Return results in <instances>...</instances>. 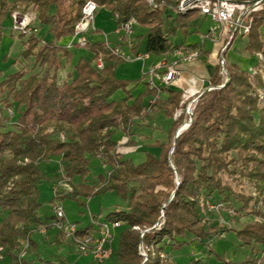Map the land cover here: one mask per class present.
<instances>
[{
	"label": "trees",
	"instance_id": "obj_1",
	"mask_svg": "<svg viewBox=\"0 0 264 264\" xmlns=\"http://www.w3.org/2000/svg\"><path fill=\"white\" fill-rule=\"evenodd\" d=\"M87 1L0 0V24L6 17L12 18L16 9L32 8L37 14L33 24L36 32L19 33L21 38H27L21 57L34 58L33 68L0 77L2 256L8 257L10 264H68L63 259L37 261L22 257L26 249L36 251L32 233L47 224L38 214L42 206L39 184L44 178L41 164L60 158L65 174L60 181L70 186L60 199H90L114 192L127 202V209L112 211L103 221L125 226L119 239L117 264H174L172 260L164 262L160 254L172 255L171 251L190 244L207 246V252L212 253L210 246L218 228L204 220L199 205L201 195L237 214L244 211V216L253 217L236 230L238 239L251 248L250 256L225 264H264V212L260 209L264 207V100L259 97V89L264 91L263 77L256 75L253 79V70L245 71L225 62L229 80L223 84V66L216 64L210 79L212 89L205 90L197 100L190 126L175 139L184 120V116L174 118L181 108L182 92L169 86H161L158 92L147 82L146 90L134 97L129 81L118 79L115 74L118 63L124 60L112 54L105 42L88 41L84 47L91 57H81L71 71L62 75L65 65L72 60L73 47L59 43L75 33ZM93 1L110 11L116 27L135 18L139 26L147 29L145 54L167 56L181 46H197L174 44L170 38L178 29L185 36L189 34L191 22L201 16L195 9L173 10L177 14L175 24L165 33L164 15L168 8H152L146 0ZM252 17L246 50L262 57L258 67L264 57V36L260 32L264 8ZM40 28H47L49 40L38 35ZM98 58L104 61L102 69L94 64ZM37 67L40 70L36 71ZM121 89L127 96L114 100V94ZM162 92L167 93L164 99L158 95ZM153 110H163L173 119V125L168 141L157 142L159 155L148 154L144 162L136 165L124 157L120 148L139 149L132 141V126L136 119L146 118ZM117 130L129 135L126 145L115 140ZM92 158H100L105 167L111 168L94 185L87 182ZM228 175L235 178L233 182L225 178ZM76 176L81 177V182L73 185L71 181ZM245 181L256 190L255 200L243 191ZM253 201L256 205L250 207ZM162 212L163 223L159 220ZM96 228L90 223L79 234ZM141 244L150 250L147 260L140 254ZM200 263L194 259L191 262Z\"/></svg>",
	"mask_w": 264,
	"mask_h": 264
},
{
	"label": "rangeland",
	"instance_id": "obj_2",
	"mask_svg": "<svg viewBox=\"0 0 264 264\" xmlns=\"http://www.w3.org/2000/svg\"><path fill=\"white\" fill-rule=\"evenodd\" d=\"M180 0H174L177 4ZM245 1V0H237ZM147 2V0H146ZM148 3V2H147ZM156 4L160 5V8H168L165 12L163 30L165 33H169L170 29L175 24V18L177 14L174 10L175 4H170L165 0H159ZM149 5V4H148ZM170 8V9H169ZM172 9V10H171ZM20 12L21 14H26L32 18V26L34 24V19L37 14L31 8L28 11H22L16 9L12 13ZM171 17H168V15ZM11 17H6L0 24V77L10 75L19 71L21 69L30 70L34 66V58L30 60H25L21 57V52L24 50L23 41L27 38H21L20 34L12 31L13 20ZM248 21V20H247ZM92 29L86 34L88 41L90 43L94 42H105L106 40L110 43V46L121 45L126 51L127 46L120 43L119 36L115 33L116 21L112 16L110 11L105 7L99 6L95 14L94 24ZM261 34L264 36V22L260 28ZM146 34L147 29L135 24L134 33L132 37L138 40L139 52L142 55L146 53ZM207 34H215L217 37L215 40L211 38H205L203 36ZM40 37H45L49 40L47 33V28H40L38 31ZM123 35V32H122ZM236 35L235 37H232ZM242 34V30L234 33V29L227 32L223 25L218 22L213 21L210 17L198 16L190 24L189 34L184 35L182 30L178 29L175 34L170 36L171 41L174 44H181L185 42L187 45H199V50L205 48V52H200V57L194 61L191 65L189 71L196 76L198 79L210 80L215 73V63L218 64L223 58L228 64H236L242 70L250 71L256 78V75H260L264 79V57L260 61V66L256 67L259 63V58L255 53H250L246 50V45L248 42L247 35ZM222 36L226 39L222 49L220 50L219 41ZM233 38V39H232ZM68 39H63L60 45L67 44ZM231 43V44H229ZM229 46V47H228ZM228 49L226 50V48ZM223 48H225L223 50ZM226 51V53H225ZM73 57L68 65H65L62 75L65 76L67 71H71L74 65L79 61L81 57L90 58V51L83 46H73L72 48ZM149 60L146 63H150L159 60L161 57L159 55L151 54ZM143 62L136 61H122L119 62L115 74L118 79L129 81V86L131 88L130 93L134 97H137L140 93L146 90L147 78L143 75L142 64ZM96 65V62L94 63ZM223 67L220 77L223 84L227 83L229 80L228 72L224 70ZM40 70L39 67L35 69ZM173 85V84H171ZM158 93L161 99L165 98V95ZM127 96V92L123 89L118 90L114 96V100H121ZM259 97L264 100V91L262 88L259 89ZM149 96L145 97V102H149ZM182 109V114L175 117L176 113ZM159 108V107H158ZM178 108L174 114L175 119H179L184 116L182 124L177 130V136L184 130V124L187 122L189 126L192 121V114L186 113V105ZM193 110V109H192ZM191 110V113H192ZM191 119V121H190ZM173 119L168 117L163 110H153L149 113V116L143 119H136L134 125L131 129V134L133 136V143H136L138 150L134 148H126L122 145H126L129 141V135L123 130H117L115 134V140L121 143V148L124 152V157L131 160L134 164L138 165L146 160L148 154L158 156L160 153L157 147V142L168 141L169 131L172 128ZM10 126V125H8ZM188 126V127H189ZM183 127V128H182ZM187 127V128H188ZM186 128V129H187ZM182 130V131H181ZM61 138L62 135H61ZM41 169L44 174L43 180L39 184V189L41 192L40 201L42 206L38 210V214L43 221L47 224L36 229L32 233V239L37 243V249L32 253V249H26L23 252V258L26 260H58L63 259L68 264H117L118 262V250H119V239L125 226L113 230L114 238L111 242V247L114 250L113 258L107 260L104 263H95L92 256L83 255L77 251V248L72 240L65 235L61 236L60 231L55 227V219L51 217L55 215V206H60L64 208L66 219L69 223H75L78 229H83L92 223V217H98L99 222H103L106 215L112 211L125 210L127 209V202L118 197L114 192H107L105 194L95 195L90 199L86 197H80L75 200L70 197L65 199H60V196L67 193L70 190V186L66 184V181H60V178L64 177L63 164L60 158H51L48 161H44L41 164ZM111 168L109 166L105 167L100 158H92L90 163V174L87 177V182L90 185H94L97 182L100 175L107 176ZM234 176V175H233ZM230 182L235 179L231 175L225 177ZM73 185H78L81 182V177L76 176L72 179ZM180 179L177 178V183ZM233 187L237 188L234 184ZM243 191L256 198L257 192L253 186L245 181L243 183ZM173 197V194L171 198ZM205 197V201H209L210 204H216L210 201L205 195L199 197L200 211L204 216V220L209 226L218 228L217 236L215 235L210 248L213 252H207L209 249L201 245L190 244L184 245L179 249L171 251L168 246L167 250L171 251L172 261L174 264H191L192 260H200V264H225V261L240 262L244 261L248 256H250L251 248L244 245L237 237L236 230L240 229L243 225L251 222L253 217L244 216V211L238 214L227 213L223 211H218L216 209L210 208L206 202H202V198ZM205 203V204H204ZM256 205L254 201L250 203V207ZM258 209L260 205L257 204ZM202 209L206 212L203 213ZM264 212V207L260 208ZM259 209V210H260ZM1 215V214H0ZM160 222L164 221V213L160 217ZM46 229L44 233L42 229ZM223 235V236H222ZM142 244L140 245V247ZM144 246V245H143ZM145 247V246H144ZM143 248H139L141 250ZM11 260L8 257H3L0 260V264H10Z\"/></svg>",
	"mask_w": 264,
	"mask_h": 264
},
{
	"label": "built area",
	"instance_id": "obj_3",
	"mask_svg": "<svg viewBox=\"0 0 264 264\" xmlns=\"http://www.w3.org/2000/svg\"><path fill=\"white\" fill-rule=\"evenodd\" d=\"M157 1L159 0H147L149 6L152 8H157L160 6L159 4H156ZM98 8V4L93 0H89L85 3L82 9L81 19L75 27V33L71 36L66 47L72 48L75 44L83 47L86 46L88 43L86 34L91 29L93 31L96 30L93 27V24ZM173 8L177 12H187L189 10L195 9L201 16L210 17L213 21L223 25L227 32H230L233 28L235 34L242 30V34L248 35L253 23V13L263 10L264 0H180ZM32 22V18L28 15L16 12L13 14L12 30L17 33L32 35L34 32H36V29L32 26ZM135 24H137L136 19L131 18L128 22L121 24L115 29V33L119 36L120 43L125 44L129 52H127L121 45L112 47L107 40L105 41L106 46L110 49L112 54L122 58L125 61H145L149 58L148 54L142 55L138 53H132V49L135 46V41L132 37ZM205 38H211L215 40L217 37L215 34H207L203 36V40ZM224 49L225 48H223V50ZM200 54V50L196 48H191L188 46H181L177 48L172 53V55L176 57V61L171 62L167 58H163L147 73V82L150 88L156 89L158 92H160L161 86H170L171 84L180 80L182 78V70L178 67V62H193L200 56ZM225 62L226 61L223 58L220 60V63L223 67ZM96 67L98 69H102L104 67V61L102 58L97 59ZM211 89L212 87L209 86L207 90ZM202 94L203 91L193 87L186 88L182 91L181 106L186 105L187 114H192L191 110ZM153 102L154 101H152V103ZM182 109L183 107L176 113L175 117H178L182 114ZM188 126L189 123L186 122L184 124V128L182 127V130L186 129ZM204 201L205 197L202 198V202ZM205 202L207 205H210V208L212 209L227 213L234 212L233 209L225 206L222 203L210 204L209 201ZM54 210L55 227L60 231V233L72 238L79 253L92 256L95 263H104L113 256L114 251L111 247V242L114 238L113 230L121 227V222H99L98 220H95L94 217H92V223L97 228L93 231H89L88 233L80 235V229L77 228V225L75 223H69L66 219L63 207L55 206ZM202 211L204 214H206L204 209H202ZM46 229L47 228L44 227L42 231L45 233ZM140 248H143L140 254L145 260H147L148 253L150 251L149 248L146 246L144 247L143 244ZM2 258V249L0 248V260ZM160 258L166 263H169L172 260V257L165 252L160 254Z\"/></svg>",
	"mask_w": 264,
	"mask_h": 264
},
{
	"label": "crops",
	"instance_id": "obj_4",
	"mask_svg": "<svg viewBox=\"0 0 264 264\" xmlns=\"http://www.w3.org/2000/svg\"><path fill=\"white\" fill-rule=\"evenodd\" d=\"M98 30V29H96ZM70 38L71 37H68L66 39H68V41H70ZM65 40V39H64ZM136 43H135V46L134 48L132 49V53H138V54H141L139 52V43H138V40H135ZM219 42V47H220V50L222 49L223 45H224V42L226 41V39L222 36V38H220V40H218ZM60 44V43H59ZM68 44V43H67ZM67 44H64V46H66ZM187 45V44H185ZM197 45L196 46V49L199 50V45L198 44H195ZM137 46V47H136ZM127 52H129V50H127ZM200 52H205V48L201 49ZM150 55L149 54V59L150 58ZM161 58L157 61H154L152 63H150L149 65L146 63L147 60L145 61H142L143 65H142V73L143 75H145V77L147 78L148 80V76H147V73L150 71V69L156 65L157 63H159L163 58H167L169 61L173 62V61H176V57H174L172 54L171 55H167V56H162V55H159ZM200 57V56H199ZM198 57V58H199ZM136 62H138L139 60H135ZM141 62V61H139ZM194 64V61L193 62H183V61H180L178 62V67L182 70V78L178 81H176L175 83H173V85H170L168 88L171 89V90H175V91H183L184 89L186 88H190V87H193V88H197L201 91H205L208 89V87L210 86V80H206V79H198L196 78V76H194V74H192V72L189 71V68H191V65ZM216 65V63H215ZM162 96L167 95L166 92H162L161 94Z\"/></svg>",
	"mask_w": 264,
	"mask_h": 264
},
{
	"label": "water",
	"instance_id": "obj_5",
	"mask_svg": "<svg viewBox=\"0 0 264 264\" xmlns=\"http://www.w3.org/2000/svg\"><path fill=\"white\" fill-rule=\"evenodd\" d=\"M232 39H233V38H232ZM229 44H230V43H229ZM177 137H178V136H177ZM175 143H176V142H175ZM175 143H174V144H175Z\"/></svg>",
	"mask_w": 264,
	"mask_h": 264
}]
</instances>
